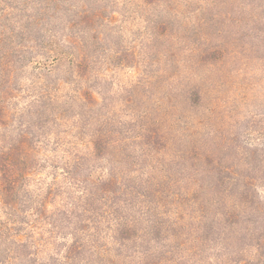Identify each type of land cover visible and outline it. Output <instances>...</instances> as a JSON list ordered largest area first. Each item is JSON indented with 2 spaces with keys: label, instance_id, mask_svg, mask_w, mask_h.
<instances>
[{
  "label": "trees",
  "instance_id": "trees-1",
  "mask_svg": "<svg viewBox=\"0 0 264 264\" xmlns=\"http://www.w3.org/2000/svg\"><path fill=\"white\" fill-rule=\"evenodd\" d=\"M251 57L264 0H0V264H264Z\"/></svg>",
  "mask_w": 264,
  "mask_h": 264
},
{
  "label": "rangeland",
  "instance_id": "rangeland-1",
  "mask_svg": "<svg viewBox=\"0 0 264 264\" xmlns=\"http://www.w3.org/2000/svg\"><path fill=\"white\" fill-rule=\"evenodd\" d=\"M244 61L240 59L231 61L230 68L219 76L216 74L214 79L218 81L216 87H223L225 92L234 93L235 114L242 127L249 120H252L251 125L260 127L264 125V59L251 57L249 61ZM242 66L245 67L244 71L235 70L236 67ZM245 135L253 137L255 134L246 133Z\"/></svg>",
  "mask_w": 264,
  "mask_h": 264
}]
</instances>
